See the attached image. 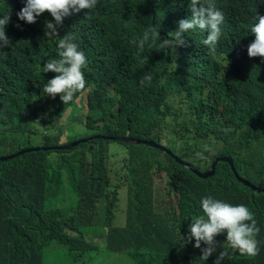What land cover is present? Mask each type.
<instances>
[{
    "label": "clouds",
    "instance_id": "obj_1",
    "mask_svg": "<svg viewBox=\"0 0 264 264\" xmlns=\"http://www.w3.org/2000/svg\"><path fill=\"white\" fill-rule=\"evenodd\" d=\"M121 1L26 0L10 13L21 20L17 27H29V109L19 105L13 119L15 131L28 130L29 152L7 135L0 161L29 154V264H46L52 253L68 255L69 264H233L234 254L264 256V223L253 205L230 196L233 176L264 197V91L251 97L242 87L253 71L264 86V0H152L178 4L174 23L147 27L124 63L192 47L214 54L227 18L241 20L216 72L227 87L222 98L207 83L190 102L180 100L183 91L170 93L154 104L170 113L148 137L118 122L113 95L86 123V78L96 77L91 100L125 37L114 13ZM8 23L9 14L0 18V48L11 43ZM9 92L0 87L1 96ZM71 126L84 136L67 139Z\"/></svg>",
    "mask_w": 264,
    "mask_h": 264
},
{
    "label": "trees",
    "instance_id": "obj_2",
    "mask_svg": "<svg viewBox=\"0 0 264 264\" xmlns=\"http://www.w3.org/2000/svg\"><path fill=\"white\" fill-rule=\"evenodd\" d=\"M25 3L26 0H0V18L10 15L5 33L7 32L11 42L0 48L3 69L0 87L14 92H9L6 96L0 95V121L5 118L7 126V131H3L0 126V143H4L7 135L17 143L15 139L19 133L13 129L16 109L19 105L29 109V79L18 75L21 67L29 72V27H17L21 20L10 14ZM177 6L173 2L155 4L152 0H122L114 8L115 15L125 26V37L107 80L97 88L91 100L89 96L97 84L96 77L86 78L89 87L87 107L91 104V108H87V125L95 120L94 113L101 111L103 100L111 95L113 102L117 103L114 112L118 115V122L123 126L128 124L134 134L143 137H148L153 128H160V121L169 115L170 107H166L163 112L153 108L155 103H161L170 93L183 91L184 95L180 100L190 102L201 96L203 84L207 83L216 95L215 98H222L227 87L216 82V72L220 61L226 59L235 42L234 33L240 17L227 18L214 54L207 55L192 47L175 50L172 55L160 51L155 55H146L140 61L124 63L130 60L127 58L130 42L142 37L147 27L151 24L161 28L173 25ZM111 56L109 52L106 61ZM145 75H150L152 79L141 84ZM256 76L254 71L249 73L247 81L242 84L251 97L264 91V86L256 81ZM158 82L160 86H157ZM198 91L201 92L199 95ZM211 95L208 93V99ZM200 131L203 136L207 134L203 129ZM49 139L50 135L43 138L44 141ZM242 164L243 162H239L236 165L239 175H242ZM230 184L233 202L247 207L253 205L259 223H264V197L242 186L233 176H230ZM188 252L195 253V250L190 247ZM131 253L137 255L142 252L136 250ZM0 264H29V154L0 161ZM233 264H264V256L260 251L254 258L234 254Z\"/></svg>",
    "mask_w": 264,
    "mask_h": 264
},
{
    "label": "rangeland",
    "instance_id": "obj_3",
    "mask_svg": "<svg viewBox=\"0 0 264 264\" xmlns=\"http://www.w3.org/2000/svg\"><path fill=\"white\" fill-rule=\"evenodd\" d=\"M18 75L26 77V78L29 79V72L25 71L23 69V67L18 69ZM75 105H76V107H78L77 103H75ZM76 114L77 113H75V115L72 118H70V120L73 121L74 123H76ZM67 122H69V118H68ZM74 123L69 122V124H74ZM80 124H81V121L79 123H76V126H78ZM27 132H28V130L26 129L25 132L19 133L16 136V139H15V141L17 142L19 147L21 149H23V151H26V150L29 149L28 147H24L25 144L27 146H29V136L26 135ZM72 135L76 136L77 138H80V137L84 136L83 132L82 131H78L75 126H71L69 128V130L66 132L67 139L69 138V136H72ZM21 154L24 155V156L28 155V154H23V153H21ZM56 205H57V203L53 199H51V200H49L47 202V207H49V208H54ZM69 262H70V258L66 254H57V253L47 254L46 264H69Z\"/></svg>",
    "mask_w": 264,
    "mask_h": 264
},
{
    "label": "water",
    "instance_id": "obj_4",
    "mask_svg": "<svg viewBox=\"0 0 264 264\" xmlns=\"http://www.w3.org/2000/svg\"><path fill=\"white\" fill-rule=\"evenodd\" d=\"M26 152H29V150H26ZM7 158H5L4 160H6Z\"/></svg>",
    "mask_w": 264,
    "mask_h": 264
}]
</instances>
